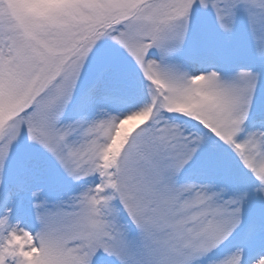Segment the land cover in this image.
Segmentation results:
<instances>
[{"label":"snow or ice","instance_id":"1","mask_svg":"<svg viewBox=\"0 0 264 264\" xmlns=\"http://www.w3.org/2000/svg\"><path fill=\"white\" fill-rule=\"evenodd\" d=\"M0 264H264V0H0Z\"/></svg>","mask_w":264,"mask_h":264}]
</instances>
